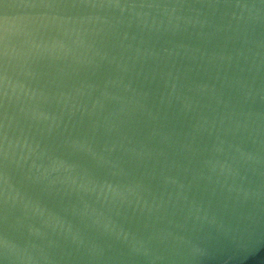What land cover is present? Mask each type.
Here are the masks:
<instances>
[{
	"label": "water",
	"instance_id": "1",
	"mask_svg": "<svg viewBox=\"0 0 264 264\" xmlns=\"http://www.w3.org/2000/svg\"><path fill=\"white\" fill-rule=\"evenodd\" d=\"M0 264H264V0H0Z\"/></svg>",
	"mask_w": 264,
	"mask_h": 264
}]
</instances>
